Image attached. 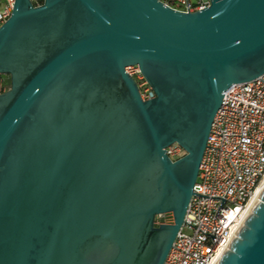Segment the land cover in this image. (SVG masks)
Wrapping results in <instances>:
<instances>
[{
  "label": "water",
  "instance_id": "95a60500",
  "mask_svg": "<svg viewBox=\"0 0 264 264\" xmlns=\"http://www.w3.org/2000/svg\"><path fill=\"white\" fill-rule=\"evenodd\" d=\"M10 11L0 264H162L223 90L264 71V0L188 12L160 0H14ZM262 188L216 264H264ZM162 212L172 221L154 226Z\"/></svg>",
  "mask_w": 264,
  "mask_h": 264
},
{
  "label": "built area",
  "instance_id": "2783aa9c",
  "mask_svg": "<svg viewBox=\"0 0 264 264\" xmlns=\"http://www.w3.org/2000/svg\"><path fill=\"white\" fill-rule=\"evenodd\" d=\"M35 6L42 0H30ZM183 12L200 10L209 0H160ZM14 0H0V24L9 16ZM139 95H154L137 65H127ZM7 88L0 74V92ZM192 194L183 221L162 264H216L219 254L235 236L249 212L256 189L264 185V71L254 79L232 83L223 90L205 141ZM172 160L183 148L164 147ZM171 212L159 213L153 225L170 223Z\"/></svg>",
  "mask_w": 264,
  "mask_h": 264
},
{
  "label": "bare ground",
  "instance_id": "6f19581e",
  "mask_svg": "<svg viewBox=\"0 0 264 264\" xmlns=\"http://www.w3.org/2000/svg\"><path fill=\"white\" fill-rule=\"evenodd\" d=\"M259 192H260V188H259V189H256L255 195H254L253 198L250 200L249 208H250V205L252 204V202L255 200V198H256V200H257Z\"/></svg>",
  "mask_w": 264,
  "mask_h": 264
},
{
  "label": "rangeland",
  "instance_id": "374dc122",
  "mask_svg": "<svg viewBox=\"0 0 264 264\" xmlns=\"http://www.w3.org/2000/svg\"><path fill=\"white\" fill-rule=\"evenodd\" d=\"M2 75V74H1ZM2 76H4V78H5V81H7L8 80V76L6 75V74H3Z\"/></svg>",
  "mask_w": 264,
  "mask_h": 264
},
{
  "label": "trees",
  "instance_id": "16d2710c",
  "mask_svg": "<svg viewBox=\"0 0 264 264\" xmlns=\"http://www.w3.org/2000/svg\"><path fill=\"white\" fill-rule=\"evenodd\" d=\"M2 76V75H1ZM6 83H7V86H8V80L6 81Z\"/></svg>",
  "mask_w": 264,
  "mask_h": 264
}]
</instances>
